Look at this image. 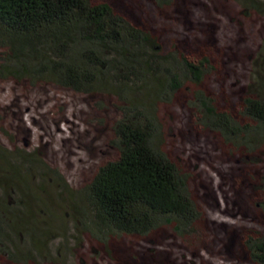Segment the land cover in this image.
<instances>
[{
  "label": "rangeland",
  "instance_id": "obj_1",
  "mask_svg": "<svg viewBox=\"0 0 264 264\" xmlns=\"http://www.w3.org/2000/svg\"><path fill=\"white\" fill-rule=\"evenodd\" d=\"M110 1L164 50L196 56L208 45L215 69L201 87L218 109L234 114L249 94L264 100V13L241 0H174L175 8L160 12L151 0ZM190 88L170 103L145 100L161 125L163 151L187 176L202 212L200 239L160 228L144 238L111 235L104 250L83 229L81 189L116 157L113 126L123 102L109 87L81 94L47 77H0V208L17 264H250L240 240L263 233L253 201L254 185L264 184V150L243 157L201 129ZM0 264H9L2 254Z\"/></svg>",
  "mask_w": 264,
  "mask_h": 264
},
{
  "label": "trees",
  "instance_id": "obj_2",
  "mask_svg": "<svg viewBox=\"0 0 264 264\" xmlns=\"http://www.w3.org/2000/svg\"><path fill=\"white\" fill-rule=\"evenodd\" d=\"M264 13L257 0H241ZM158 12L174 0H151ZM124 7V8H123ZM0 77H47L88 94L109 87L123 102L113 126L114 160L99 166L82 189V226L104 250L111 235L144 238L170 228L179 238L200 239L203 221L187 176L163 151V133L150 106L170 103L186 86L197 125L217 135L237 155L258 158L264 150V100L244 96L234 114L217 108L201 87L215 67L210 48L196 56L164 50L159 39L134 24L126 7L110 0H0ZM132 97L131 99L128 97ZM148 99V100H145ZM260 155V154H259ZM254 164V161H247ZM264 218V184L254 185ZM8 219L0 208V254L17 264L7 246ZM263 233L247 232L240 250L250 264H264Z\"/></svg>",
  "mask_w": 264,
  "mask_h": 264
}]
</instances>
